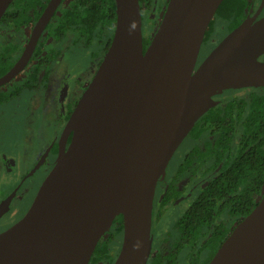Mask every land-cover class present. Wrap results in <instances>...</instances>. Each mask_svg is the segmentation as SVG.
<instances>
[{"label":"water","instance_id":"water-1","mask_svg":"<svg viewBox=\"0 0 264 264\" xmlns=\"http://www.w3.org/2000/svg\"><path fill=\"white\" fill-rule=\"evenodd\" d=\"M12 1L0 0V20ZM61 1H48L0 86L26 66ZM222 1L168 0L144 49L139 0H114L110 44L64 126L55 165L26 214L0 233V264H88L118 215L122 240L112 264H147L155 188L174 153L218 104L212 95L251 85L264 71L257 37L235 33L195 69ZM14 193L0 203V216ZM208 264H264V193Z\"/></svg>","mask_w":264,"mask_h":264},{"label":"flooded vegetation","instance_id":"flooded-vegetation-1","mask_svg":"<svg viewBox=\"0 0 264 264\" xmlns=\"http://www.w3.org/2000/svg\"><path fill=\"white\" fill-rule=\"evenodd\" d=\"M71 1H61L39 35L26 66L8 83L0 86V104L19 97L22 92L27 93V112L31 117L27 116L22 122L24 129L31 127L33 132L40 133L41 127L37 121L46 116H52L54 128L58 127L57 131L51 133V137L48 136L49 141L42 140L43 137L38 141L33 140V147L30 145V152L28 153L26 149L25 155L22 150L27 146V140L21 141L20 144L18 141L15 143L14 154L5 151L4 148L0 149V203L15 192L0 216V233L12 227L26 214L40 186L55 165L64 126L108 48L104 50L105 43L79 36L76 26L68 27L64 31L56 29L59 27L62 29V25L57 23ZM167 2L168 0H152L149 8L140 4L144 49L159 25ZM45 6L42 10L40 8L36 10L34 16L28 11L26 20L19 30H15L10 22L8 24L5 22V25L0 24V51L2 44H9L11 47L15 45L14 52L10 54V58L14 60L12 66L27 45L32 29ZM231 33H235L240 38L256 36L262 46L256 61L264 65V0H226L222 7H218L206 27L195 69ZM80 54L88 57L84 64H70L64 61L66 55L78 60ZM64 83L67 85L62 94L60 87ZM210 99L218 104L196 121L166 167L165 172L169 173L165 176L164 172L156 184L150 229L152 242L147 264L153 259H158V264H208L223 240L246 216L230 217L221 214L214 219L210 227H203L200 232L196 227L184 234L177 229L178 221L203 192L207 183L218 173V167L212 168L217 166L214 164L215 160L220 167L228 158L232 160L240 150V136L245 128L246 117L255 110L257 116L264 118V71L258 73L251 85L232 84L217 91ZM208 117L214 120H209ZM220 120L225 124L224 129L227 128V123H230L228 128L233 134L231 144L224 149L222 157L214 155L213 158L205 160L203 155L208 150L207 146L213 147L215 139H218L215 122ZM262 126L264 131V122ZM195 129L197 137L193 136ZM70 138L71 135L66 139L65 149L69 145ZM181 148V154L176 158ZM248 149L249 146L245 151ZM30 153H33L32 161L25 172H21V164ZM17 175V180L13 184V176ZM190 200L191 204L184 213L169 225L168 216H177L176 208H181ZM18 202L20 204L16 205ZM21 204L23 206H20ZM220 233L223 234V239L219 237ZM121 240L122 230L117 232V226L112 223L99 239L88 264H112L113 258L120 249ZM114 246H117L115 250ZM213 247H216L214 252H212Z\"/></svg>","mask_w":264,"mask_h":264},{"label":"trees","instance_id":"trees-1","mask_svg":"<svg viewBox=\"0 0 264 264\" xmlns=\"http://www.w3.org/2000/svg\"><path fill=\"white\" fill-rule=\"evenodd\" d=\"M139 1L145 8H149L152 3V0ZM47 2L48 0H13L3 14L0 24L5 25V22L7 24L10 22L15 30H19L26 20L27 12H31L34 16L36 10L39 8L42 10ZM225 2L226 0H223L219 8ZM57 24L62 25V29L56 28L60 31L76 26L79 36L105 43L104 50H106L115 24L114 0H72L63 10L62 17ZM12 47L9 44L1 45L0 76L14 62L10 58V54L14 52L15 45ZM207 119L214 120L210 117ZM262 122H264V118L257 116L255 110L249 117H246L245 128L240 136V150L236 152L232 160L228 158L220 167L215 160L214 164L217 166L212 168L218 167L219 171L178 221L177 229L181 233L190 232L193 227H196L198 231L203 227L208 228L221 214H227L230 217L245 216L255 207L258 198L264 192V131H262ZM215 124L218 128V131H215L218 132V139H215L213 147L207 146L208 150L203 155L205 160L213 158L214 155L222 157L224 149L229 147L232 141L233 134L228 128L230 123H227L226 129H224L225 124H222L221 120ZM196 133L195 129L193 136L197 137ZM247 146L249 149L245 151ZM113 224L117 226V232H120L122 217L118 215ZM214 233L216 234V232ZM219 237L223 239V234L220 233ZM216 247H213L212 252ZM98 249L97 247V253ZM148 264H158V259L150 260Z\"/></svg>","mask_w":264,"mask_h":264},{"label":"rangeland","instance_id":"rangeland-1","mask_svg":"<svg viewBox=\"0 0 264 264\" xmlns=\"http://www.w3.org/2000/svg\"><path fill=\"white\" fill-rule=\"evenodd\" d=\"M87 59H88L87 56L85 55L83 56L81 54L78 60H74L73 56L68 57L66 55L64 61H67L70 64H73V63L84 64V62H86ZM66 85L67 84L64 83L60 87L62 94L64 93ZM26 98H27V93L22 92L19 97L12 98L8 100V102L0 104V149L4 148L6 149L5 151H8L11 154L16 153V149L14 146L17 141L20 144L21 141L27 140V146H24L22 150L24 151V155H25L26 149H28L27 150L28 153L30 152L29 147L30 145H32L33 140L38 141L39 139H41V137H43L42 140L49 141L50 139L48 136L51 137V133L53 131L58 130V127L54 128L55 124L53 122L52 116H46L45 118H39L37 123L38 125L40 124V127H41L40 133L33 132L31 127L29 129H24L22 127V122L26 120L27 116L31 117V114L27 112ZM44 122H45V125H44ZM182 148L177 153V156H175L176 158L180 156ZM32 154L33 153L28 154V157L26 155L24 161L21 164V168H20L21 172L23 171L25 172V170L29 167L32 161ZM168 173L169 172L166 171L165 176ZM17 177L18 175L16 177L13 176V179H12L13 184L17 180ZM18 204H20V202H18L16 205ZM190 204H191V200L186 202L184 206H182L181 208H176L178 209L177 210L178 215L175 217L173 215L168 216L169 225L172 224L173 220L175 221L178 217H180L184 213V211L189 207ZM20 206H23V205L21 204ZM116 247L114 246L113 249L115 250Z\"/></svg>","mask_w":264,"mask_h":264}]
</instances>
